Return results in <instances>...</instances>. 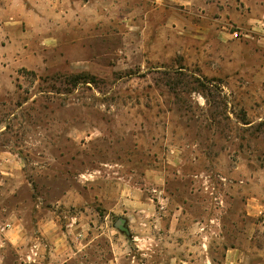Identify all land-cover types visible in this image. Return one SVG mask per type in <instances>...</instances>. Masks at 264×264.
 Segmentation results:
<instances>
[{
  "label": "rangeland",
  "instance_id": "1",
  "mask_svg": "<svg viewBox=\"0 0 264 264\" xmlns=\"http://www.w3.org/2000/svg\"><path fill=\"white\" fill-rule=\"evenodd\" d=\"M45 216L85 232L6 239ZM231 247L264 264V0H0V264Z\"/></svg>",
  "mask_w": 264,
  "mask_h": 264
},
{
  "label": "crops",
  "instance_id": "2",
  "mask_svg": "<svg viewBox=\"0 0 264 264\" xmlns=\"http://www.w3.org/2000/svg\"><path fill=\"white\" fill-rule=\"evenodd\" d=\"M82 224L81 221L76 222L75 224L69 223L67 230H63L54 218L45 216L35 222L34 227L30 229L24 219L17 217L13 222L8 224V227H4V231L6 239H8L12 245H21L25 239L30 237L29 235H31V233H34L37 236L47 239L52 247L59 245L55 248L56 253H59V251L63 250L61 245L64 242L61 241L66 240L68 243V238H72L71 236H68L70 233L76 232L78 235H81L85 232V228ZM242 255H244V252L237 247L228 248L225 252L224 263L238 264L241 259L243 261Z\"/></svg>",
  "mask_w": 264,
  "mask_h": 264
},
{
  "label": "trees",
  "instance_id": "3",
  "mask_svg": "<svg viewBox=\"0 0 264 264\" xmlns=\"http://www.w3.org/2000/svg\"><path fill=\"white\" fill-rule=\"evenodd\" d=\"M165 76H167V78H168V80H169V83L171 84V85H173V86H177L180 82H174V81H181L183 78H185V77H188L187 75H184L181 71H179V70H177V71H173V73L171 74V73H167V74H165ZM174 80V81H173ZM196 82H198V83H202L201 82V80L200 79H195L194 80V83H196ZM205 85V84H204ZM211 87V86H210ZM210 87L209 86H205V89H210ZM212 87H214V85H212ZM211 87V88H212ZM174 89V92H178V89H176V88H173ZM245 123H250V122H245ZM259 131H261V130H259Z\"/></svg>",
  "mask_w": 264,
  "mask_h": 264
},
{
  "label": "water",
  "instance_id": "4",
  "mask_svg": "<svg viewBox=\"0 0 264 264\" xmlns=\"http://www.w3.org/2000/svg\"><path fill=\"white\" fill-rule=\"evenodd\" d=\"M118 223H119V224H122L123 222H122V220H118Z\"/></svg>",
  "mask_w": 264,
  "mask_h": 264
}]
</instances>
